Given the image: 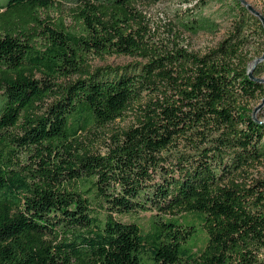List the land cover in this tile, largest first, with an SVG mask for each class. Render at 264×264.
<instances>
[{
	"label": "trees",
	"instance_id": "1",
	"mask_svg": "<svg viewBox=\"0 0 264 264\" xmlns=\"http://www.w3.org/2000/svg\"><path fill=\"white\" fill-rule=\"evenodd\" d=\"M159 1L77 0L70 25L59 0L0 5V264H264L263 23L230 0L216 47L160 52L138 9ZM122 54L144 61L91 63ZM128 111L105 154L84 143Z\"/></svg>",
	"mask_w": 264,
	"mask_h": 264
},
{
	"label": "rangeland",
	"instance_id": "2",
	"mask_svg": "<svg viewBox=\"0 0 264 264\" xmlns=\"http://www.w3.org/2000/svg\"><path fill=\"white\" fill-rule=\"evenodd\" d=\"M9 0H0V5L7 4ZM249 3L259 10L264 12V0H248ZM77 0H59L58 10L52 12L54 19L61 15H65L67 24H72V9L78 6ZM230 0H161L152 4H139L138 9L141 10L148 18L150 31L146 35V40L149 46L157 48L160 52L164 50H172L184 48L198 54L206 53L210 48L216 47L230 31V26L233 19L232 12L228 11ZM206 16L213 22L218 24L216 31H200L194 33L185 29L183 22L188 18ZM252 34V33H251ZM263 39H252V55L254 59L261 55L255 53L259 50ZM254 48V49H253ZM253 59V60H254ZM136 61H144L141 56L132 55H108L106 57H94L91 63L94 67L99 66H122ZM264 78V73L260 76ZM77 76H72L62 79L61 82H69L76 79ZM2 95L0 94V102ZM55 99L50 98L42 107V111L46 110L47 106ZM261 102L254 101L251 105L255 107ZM262 116L264 121V107L257 114ZM136 123V115L132 111L118 118L117 120L108 123L105 127L95 129L92 133L83 135L84 143L92 147L96 153L105 154L108 151V145L112 144V136L123 129H127ZM155 181H159L161 171L153 173ZM154 211H146L139 213L136 216V221L144 228H148L149 219L154 214Z\"/></svg>",
	"mask_w": 264,
	"mask_h": 264
},
{
	"label": "water",
	"instance_id": "3",
	"mask_svg": "<svg viewBox=\"0 0 264 264\" xmlns=\"http://www.w3.org/2000/svg\"><path fill=\"white\" fill-rule=\"evenodd\" d=\"M241 3L247 8L249 9L255 16H257L258 18L261 19L263 26H264V15L263 13H261L259 10H257L256 8H254L248 0H240ZM264 61V52L261 56L257 57L256 59H254L252 61V63L250 64V68H249V75L252 79L256 80L257 82L263 83L264 84V78L262 77H255L254 76V69L256 68V66L260 63ZM264 107V97L261 100V102L255 107L254 111H253V116L256 120H259L256 116L257 112ZM260 122L264 123V121L259 120Z\"/></svg>",
	"mask_w": 264,
	"mask_h": 264
}]
</instances>
